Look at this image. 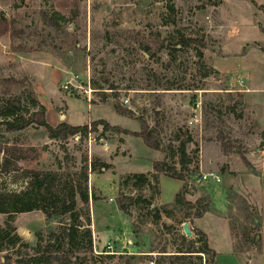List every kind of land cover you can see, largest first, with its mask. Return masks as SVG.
I'll return each mask as SVG.
<instances>
[{
  "label": "rangeland",
  "instance_id": "rangeland-1",
  "mask_svg": "<svg viewBox=\"0 0 264 264\" xmlns=\"http://www.w3.org/2000/svg\"><path fill=\"white\" fill-rule=\"evenodd\" d=\"M167 3L0 0V11L14 21L15 30L0 37V79L26 77L35 98L40 103L42 97L48 106L50 102L54 105L60 95L70 96L64 100L73 126L105 120L111 126L139 134L144 124L146 133L152 132L159 146L150 149L141 137L124 133L103 135L102 126L86 138L69 137L64 144L50 141L43 130L29 131L18 137L19 142L39 148L42 154L37 162L27 163L24 168H62L76 181L77 175L73 174L80 172L85 154L89 163L97 160L110 166L101 173L97 168V173L89 176L88 194L93 192L97 201L90 200L86 206L77 197V211L82 223L93 232L99 250L118 255L109 258L101 254V264H125L126 257L119 255L133 254V250L143 256L136 264H170L172 260L166 256L187 251L193 244L198 248L197 230L220 244V234L229 231L232 252L244 264L264 253V137L248 108L240 104L236 113L229 108L237 103V94L251 76L264 87V0H173L175 26L163 24ZM54 11L67 18L57 28L44 22L43 15ZM178 32L202 38L206 42L204 57L199 58L193 50H180L172 60L169 48L153 60L139 48L142 37L151 34L174 45ZM44 63L69 77L55 79L49 92L48 82L42 81L41 86L35 79ZM203 69L210 72L205 79L201 77ZM91 80L106 92L107 103L102 101V91L90 86ZM3 88L0 81V94ZM24 90L14 88L12 94L20 96L23 106L31 109ZM115 104L127 114L118 115ZM59 105L58 113L66 110L64 101ZM55 119L50 116L51 123ZM187 136L192 138L187 152L194 164L186 168L179 165L177 151ZM154 162L189 170L187 199L202 200L209 212L199 219H186L185 213L177 212L170 220L163 215L161 221H154V210L161 206L157 201L159 190L163 201L171 202L179 184L163 175L161 180L148 176V182L139 184L134 176L153 173ZM196 168L199 173L193 175ZM201 173H215L221 182L205 183ZM26 182L23 174L14 179L0 173V190L21 188ZM122 194L141 196L147 203L131 208L130 215H125L116 205V198ZM7 222L31 244L35 242L34 232L46 227L45 216L38 211L12 218L0 215V225ZM184 224H188L191 237L184 233ZM181 258L176 264H205L203 256Z\"/></svg>",
  "mask_w": 264,
  "mask_h": 264
},
{
  "label": "trees",
  "instance_id": "trees-1",
  "mask_svg": "<svg viewBox=\"0 0 264 264\" xmlns=\"http://www.w3.org/2000/svg\"><path fill=\"white\" fill-rule=\"evenodd\" d=\"M167 8L168 14L164 17L163 24L175 26L177 21L173 0H168ZM43 16L45 24L52 28H57L60 22H67V18L60 12L54 11ZM8 33H15L14 21L8 20L5 14L0 11V37ZM139 48L153 60H157L160 53L169 48L172 60L180 50H193L199 58H203L206 42L202 38L188 37L178 32L176 44L169 45L165 40H161L158 34H151L147 38L142 37ZM68 67L74 74L77 73L74 67L70 65ZM209 75L208 70L203 69L201 72L203 79ZM0 81L4 86L0 94V102L4 105L0 107V135L3 137L0 138V173L12 176L14 179L22 174L27 177L24 187L0 190V215L12 218L17 214L38 211L44 214L46 220V227L34 232V244L21 237L17 228L10 222L0 225V264H101L99 260L101 254H106L109 258L117 257L116 252L96 250L99 247L94 234L88 226L82 223L81 216L77 211V197L86 206H89L90 200L97 201L93 192L90 196L88 194L90 174L97 173V168L100 170L98 173H101L103 170H108L110 166L97 160H92L89 163L88 156L85 154L82 159L83 167L79 173L73 174L77 175L76 181L72 179L71 173L61 171L62 168H59V171L25 170L24 165L37 162L42 151L37 147L24 146L19 142L18 137L29 131L43 130L50 141L64 144L72 136L80 135L81 139L86 138L89 134V126L91 132L94 133L102 126L103 135L108 132H116L138 136L142 138L148 148L155 150L159 146L153 133H146L147 128L144 124L141 133L136 134L111 126L104 120H97L90 125L83 126H72L63 122L53 127L47 122L46 108L35 98L33 87L26 77L24 80L9 77L0 79ZM90 86L95 91H102L99 92L102 93V101L107 103L108 95L103 92V88L94 80L90 81ZM23 87H25L24 91L29 98L31 109L23 106L20 96L12 94L14 88L21 89ZM182 89L178 88V90ZM193 89L198 90L199 88L193 86ZM237 96V103L229 108L232 113H236L240 104L244 108H248L243 93L239 92ZM114 110L118 115L127 114L118 104L114 105ZM237 117L241 119L242 114H237ZM261 135L264 137V131L261 132ZM191 142V136H187L180 142L177 154L179 165L182 167L187 168L192 163L194 164L193 158L187 152V146ZM188 171L184 168L177 169L165 163L154 162L153 173L134 176L139 180V184L148 182V176L158 180L160 175L183 182L171 203L161 205L160 208L154 210V221H161L163 215L171 219L177 212L185 213L186 219H199L209 212V209L202 205V200L191 202L187 199L189 193ZM198 173L197 168L193 170V175ZM14 182L16 181L14 180ZM144 203H147V200L141 196L133 197L122 194L116 198L117 209L125 215H130L131 208ZM196 232L200 237L198 248H196V244H193L187 251H178L176 255L166 256L172 260L170 264H176L177 260L182 259L181 257H191V255L205 257V264H218L217 254L209 247L205 234L198 230ZM137 253L139 252L136 251L134 254L126 252L119 256L126 257L125 264H136L139 263L140 257H143Z\"/></svg>",
  "mask_w": 264,
  "mask_h": 264
},
{
  "label": "crops",
  "instance_id": "crops-1",
  "mask_svg": "<svg viewBox=\"0 0 264 264\" xmlns=\"http://www.w3.org/2000/svg\"><path fill=\"white\" fill-rule=\"evenodd\" d=\"M45 64V63H44ZM46 66H39L40 69H42L40 71V75L39 74H35V79H36V84L37 85H41L43 86V82L46 84L48 82V84L50 85V87H47L46 90L51 91L52 90V83H54V80H59V78L61 80H65L66 78H69L68 76H66V74L64 75L63 73H58L56 72L57 70L52 69L50 66H47L48 64H45ZM44 69V70H43ZM44 71V73H43ZM44 76V77H43ZM255 78L253 76L250 77V80H248L246 87L244 89L241 90V92L243 93L244 97H245V101L246 104L248 106V109L251 112V116L254 120V123L256 125V127L260 130V132L264 131V87H260V85L255 83ZM43 81V82H42ZM37 93H39L38 91V87L36 89ZM66 97L69 98L70 96H58L55 104L53 105L52 102H50V105L48 106L43 100L42 97H40V103L46 108V120L47 122L53 126L56 127L59 124L65 122L68 123L69 125H71L68 121V115H67V104H66V100H64ZM81 100V99H78ZM61 101L65 102V106H66V110L64 111H60L59 113L57 112L58 109H61L59 103ZM87 102V101H86ZM88 107L92 108V107H99L98 105H88ZM52 115L53 117H56L55 122L51 123L50 122V116ZM62 116H64V119H62ZM97 121V120H96ZM105 121V120H104ZM73 126V125H72ZM164 177L161 176L160 180L163 179ZM174 180V179H173ZM177 181L178 184V191L180 190V188L183 185L182 181ZM160 194L158 196V205H164V204H168L171 203L174 199L175 194L178 192L176 191L174 193L173 199L171 202L168 201H163L162 197V192L161 190ZM170 220V219H167ZM204 233H206V231L202 230ZM207 235V241L209 244V247L214 250L217 254L216 256V261L218 264H242L240 262V260L236 257V255H234V253L232 252V242L230 240V233L229 231H223L220 235H222L223 241L220 243H216V242H212L209 239L208 234ZM244 264H264V253L260 254L257 259H253L251 258L250 260L246 261Z\"/></svg>",
  "mask_w": 264,
  "mask_h": 264
},
{
  "label": "built area",
  "instance_id": "built-area-1",
  "mask_svg": "<svg viewBox=\"0 0 264 264\" xmlns=\"http://www.w3.org/2000/svg\"><path fill=\"white\" fill-rule=\"evenodd\" d=\"M91 93H88V99L91 102ZM90 125V124H88ZM89 134H91V127L89 126ZM74 139L78 140L80 138V135H76V136H72ZM262 142L264 143V139L262 140ZM200 178L203 182H208V181H212L214 183H220L221 179L219 177V175L215 174V173H201L200 174Z\"/></svg>",
  "mask_w": 264,
  "mask_h": 264
},
{
  "label": "water",
  "instance_id": "water-1",
  "mask_svg": "<svg viewBox=\"0 0 264 264\" xmlns=\"http://www.w3.org/2000/svg\"><path fill=\"white\" fill-rule=\"evenodd\" d=\"M62 119H64V116H62ZM183 231L186 234V236L191 237L192 236V232L189 229L188 224H184L183 225ZM99 248H96V250H98ZM127 251V249H125V252ZM136 252V250H133V254Z\"/></svg>",
  "mask_w": 264,
  "mask_h": 264
}]
</instances>
